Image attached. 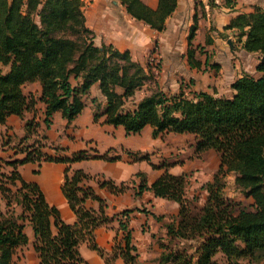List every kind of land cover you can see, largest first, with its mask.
<instances>
[{"label":"trees","instance_id":"1","mask_svg":"<svg viewBox=\"0 0 264 264\" xmlns=\"http://www.w3.org/2000/svg\"><path fill=\"white\" fill-rule=\"evenodd\" d=\"M121 2L134 18L159 31L176 7V0H158L155 9L141 0ZM81 6L82 0H0V123L10 114L22 115L34 109L38 100L45 105L47 126L55 111L69 121L80 113L82 97L98 82L105 104L99 111L97 99H91L96 102L94 120L103 115L105 123L122 125L128 134L145 125L152 127L154 137L191 133L196 154L215 150L220 164L212 180L205 183L207 199L198 210L184 197V175L165 170L148 185L144 174L136 172L128 181L116 184L102 175L91 176L67 166L61 190L76 215L73 223H67L58 209L47 203L36 183L20 177L17 167L27 161L70 164L105 156L83 151L70 157L51 156L41 150L38 140L23 144L20 139L13 152L23 157H0V193L7 205L0 211V264H17L18 249L28 241L26 222L33 230L32 248L38 264H89L80 252L82 243L95 250L105 264H112L118 255L124 264H136L137 248L129 227V213L134 209L109 216L105 200L83 184L90 178L114 194L124 192L138 178L136 194L151 190L155 196L179 203L177 218L166 223L167 242L160 243L158 264H264V8L256 6L251 12L240 13L229 24L245 35L244 49L260 52L256 65L259 75L235 79L230 97L205 91H195L189 97L182 91L169 93L158 87L152 66L133 61L129 50L96 45L93 32L84 24ZM195 24L194 17L188 45ZM187 54L190 65L198 66L194 49L189 47ZM34 81L41 85L39 97L23 92V85ZM147 81H154L156 88L125 108V101ZM34 126L33 120L26 123L30 131ZM8 141L3 139L2 144ZM142 158L147 157L133 155V160ZM3 165L9 169L3 170ZM230 172L235 173V188L251 197V203L226 197ZM87 199L96 200L98 208L86 207ZM13 204L22 207L20 213H15ZM112 220L117 221L118 232L110 253H106L95 242L94 231Z\"/></svg>","mask_w":264,"mask_h":264},{"label":"crops","instance_id":"2","mask_svg":"<svg viewBox=\"0 0 264 264\" xmlns=\"http://www.w3.org/2000/svg\"><path fill=\"white\" fill-rule=\"evenodd\" d=\"M141 1L152 9L157 7L158 0ZM256 6L264 8V0H176L174 11L165 18L164 28L160 31L134 18L121 0H82L81 10L84 24L93 32L96 45L105 43L119 50L127 49L131 59L142 65L147 56L158 58L160 70L155 72L152 67V71L159 85L166 81L167 88L172 91L179 89L185 95L192 92V96L195 91H205L218 97H230L234 92L231 83L235 79L246 74L255 77L259 75L256 65L260 52L244 49L242 43L245 35L240 34L238 28L229 26L232 18L253 11ZM194 17L196 28L191 45H188L187 35ZM189 47L194 49L193 57L199 62L198 66L189 63ZM186 80L190 82L188 90L179 88V83ZM23 92L39 97L41 85L38 81L25 83ZM93 97L102 105L105 104L98 82L92 84L89 93L82 97L84 106L80 113L68 121L60 111H55L49 127L43 122L45 105L40 100L34 109L24 111L22 115L10 114L4 123H0V139L5 132L12 137L23 138L26 123L33 120L38 135L43 134L45 145L48 144L41 150L51 156L70 157L80 151L105 156L89 157L70 164L53 160H44L40 164L27 161L17 167L20 177L36 183L47 203L55 206L67 223L76 220L61 190L67 166L91 176L102 175L116 184L128 181L136 172L144 174L148 185L165 170L174 175H184L187 180L184 197L192 208L200 209L208 195L205 183L212 180L220 164L218 153L209 149L197 155L193 134L169 132L154 137L150 125L144 126V136H128L122 125L105 123L103 115L94 120V104L90 100ZM55 120L57 123H54ZM31 139L29 143L33 141ZM91 142L95 143V150L91 148ZM8 146L6 144L4 151H0L1 158L23 157L22 153L11 152ZM133 155H146L147 158L133 160ZM234 178L235 173L232 172L226 177V197L242 204L251 203V197H245L235 188ZM137 183L138 178H135V182L124 192L114 194L106 187H101L93 178L83 181L85 186L105 200L109 216L123 209H134L129 213V227L132 242L137 248L136 264H158L162 251L160 243L167 242L166 223L177 218L180 205L174 200L155 196L151 190L136 194ZM232 183L239 194L237 198L227 191V185ZM15 187L17 185L11 186L12 189ZM13 205L15 213H20L22 207ZM85 206L97 209L98 202L87 199ZM6 208V200L0 193V211ZM117 227V221L112 220L94 231L95 242L106 253L111 251ZM24 232L28 241L18 251L23 247H31L35 255L34 264H38L37 253L32 248L33 230L29 222L25 223ZM83 244L80 245V252L89 264H105L95 250L89 247L83 250ZM112 264H124V260L118 255Z\"/></svg>","mask_w":264,"mask_h":264},{"label":"rangeland","instance_id":"3","mask_svg":"<svg viewBox=\"0 0 264 264\" xmlns=\"http://www.w3.org/2000/svg\"><path fill=\"white\" fill-rule=\"evenodd\" d=\"M146 63H148L149 65H151V66L154 68L155 72H156V70H160V66H161V65H160V62L158 61V58L153 57V59L150 60L149 56H147V57L145 58L143 64L145 65ZM4 70H5V68H4ZM154 76H155V73H154ZM154 79H155V81L157 82V86L160 87V88H162L164 91L169 92V93H175V92L178 93V92H179V89L176 90V91H172L171 89L167 88L166 85H168V84H166V81H165L162 85H159V83H158V79H157L156 77H155ZM179 84H180V87H179V88L184 87V88H186L185 90H188L187 88L190 86V82H188L187 80H186V81H182V82H180ZM155 88H156V84L154 83V81H147V82H145V83L142 85V87H140L139 89H137V90L135 91V93H134V95H133L132 97L128 98V99L125 101V105H124V107H125V108H130V107H132L133 102H136L137 100H139V99H140L141 97H143L144 95L149 94V93H150L152 90H154ZM190 93H192V92H189V94H188L187 96L192 97V96L190 95ZM90 100H91V99H90ZM91 102L94 104V110H95V107H96V102L100 104V106H99L100 110H99V111H101V110L103 109V107H104V105H102L100 101L93 102V101L91 100ZM43 119H44V117H43ZM43 122L45 123L44 120H43ZM55 122H56V120L54 121V123H55ZM51 123H52V122H50V124H51ZM56 123H57V122H56ZM50 124L47 126L46 123H45L46 127H49ZM56 125H57V127H58V124H56ZM147 127H148V126H147ZM144 129H145V127H144L140 132L129 133V134H127V135L133 137V136H136V135L142 134L143 131H144ZM25 130H26V134H25V136H24L23 138L12 137L10 134H8L7 132H5V133L2 135L1 139H0V151H1V152L4 151L3 148H4V147L6 148V144H9V146L7 147V149H9L11 152H13V150L15 149V147L19 144L20 139H22V143H23V144H30L28 141H29V139H31V138H32L31 140H33V141H31V143H32V142H35L36 140H38L36 143H40V144H41V148H42L43 146L48 145V144L45 145V141H44L45 138L42 137L43 134H42V135H38V133H37V131H36V124H35L33 130L30 131V130H28L27 128H26ZM60 131H63V129H61ZM142 135L144 136V134H142ZM8 136H9V137H8ZM38 136H40V137H38ZM7 138H9V141H8L7 143H5V144H2L3 139H4V140H7ZM91 144H92L91 148L95 150V148H96L95 143H94V142H91ZM63 149H64V148H62V149H58V150L61 151V150H63ZM90 151L92 152L91 149H90ZM7 168L9 169L8 166H7V167L4 166V165L2 166V169H3V170H5V169H7ZM229 179H230V177H229ZM227 191L230 192V194L232 195V197H234V198L239 197V194L236 192V189L234 188L233 183L227 185ZM245 201H246V200H245ZM245 201L243 200V202H245ZM82 249H83V250H87V249H89V248H88L87 244L84 243L83 246H82ZM16 261H17V264H34V263H35V255L33 254V251H32V249H31V247H28V246H27V247H25V248H24V247L21 248V249L18 251V256L16 257Z\"/></svg>","mask_w":264,"mask_h":264},{"label":"built area","instance_id":"4","mask_svg":"<svg viewBox=\"0 0 264 264\" xmlns=\"http://www.w3.org/2000/svg\"><path fill=\"white\" fill-rule=\"evenodd\" d=\"M149 58H150V60H152V59H153V57H152V56H150Z\"/></svg>","mask_w":264,"mask_h":264}]
</instances>
